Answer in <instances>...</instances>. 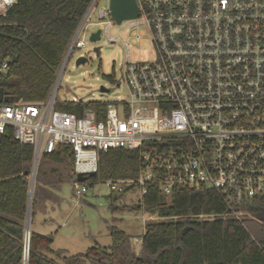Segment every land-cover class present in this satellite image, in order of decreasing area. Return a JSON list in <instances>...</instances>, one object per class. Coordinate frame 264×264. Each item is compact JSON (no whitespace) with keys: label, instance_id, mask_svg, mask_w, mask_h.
Segmentation results:
<instances>
[{"label":"built area","instance_id":"1","mask_svg":"<svg viewBox=\"0 0 264 264\" xmlns=\"http://www.w3.org/2000/svg\"><path fill=\"white\" fill-rule=\"evenodd\" d=\"M135 2L137 18L120 24L111 18L108 4L98 9V30L91 33L112 46L118 39L109 31L119 30L123 22L128 29H145L131 38L134 43L148 40L152 61L130 62V44L122 43L126 61L115 83H124L127 100L105 102L101 120L94 108L83 109L81 116L56 109L55 96L44 102L10 100L0 103V134L9 130L20 144L31 146L37 161L58 145L70 146L77 197L90 187L78 183L76 174L96 172L98 153L120 148L138 151L139 169L135 178L102 182L110 194L135 187L127 193H137L140 202L150 185L164 197L176 187L210 189L227 212L195 218H250L236 208L264 194V0ZM16 3L0 0V14ZM97 3L90 1L68 57L84 46L80 35ZM6 69L5 62L0 64V73ZM134 241L140 246L141 238ZM28 252L25 233L22 264H27Z\"/></svg>","mask_w":264,"mask_h":264},{"label":"trees","instance_id":"2","mask_svg":"<svg viewBox=\"0 0 264 264\" xmlns=\"http://www.w3.org/2000/svg\"><path fill=\"white\" fill-rule=\"evenodd\" d=\"M91 0H17L0 14V88L12 102H44L55 83L63 58ZM58 110L82 115L94 108L96 119L104 118L106 103L56 102ZM139 153L136 150L109 149L98 153L97 170L84 182L92 187L108 179H131L137 176ZM33 149L20 144L7 130L0 134V264H22L25 239L24 222L29 193ZM74 182V158L70 146L58 145L38 158L31 200V225L37 212H45L46 202L57 204L64 184ZM110 194L108 210L119 214L139 211L171 219L148 222L140 237L138 254L130 236L108 225L111 244H95L85 253L68 255L53 250L49 236L30 230L27 264H264V194L237 210L250 215L237 221L232 218H195L196 215L226 213L222 198L214 191L176 187L164 197L156 185L127 208L117 201L127 191Z\"/></svg>","mask_w":264,"mask_h":264},{"label":"rangeland","instance_id":"3","mask_svg":"<svg viewBox=\"0 0 264 264\" xmlns=\"http://www.w3.org/2000/svg\"><path fill=\"white\" fill-rule=\"evenodd\" d=\"M107 4L108 0H98L93 14L86 23V31L80 35L84 46L81 49H74L69 59L67 58V63L64 62L54 91L55 103L72 102L73 98L109 104H115L118 100H127L128 91L124 83L121 82L119 87H116L115 83L120 79L126 61L123 42L130 44L128 51L130 62L154 59L153 47L147 39L134 43L131 38L135 32L145 33V29H128L127 22L117 26L119 30L112 28L109 31L110 35L118 39L112 46L107 45L104 37L95 42L89 40L90 34L98 30L99 20L96 12ZM80 55L87 58V62L77 66L75 61ZM101 87L110 89L111 92H101ZM73 186V183L61 186L58 192L59 202L57 204L46 202L45 212H37L32 225L30 218V230L49 236L52 239L53 250H64L68 255H74L85 253L95 244L108 247L111 239L107 227L115 218L118 220L116 227L130 236L132 249L138 254L140 246L134 239L140 240L145 225L150 222L146 216L154 217V215L132 210L111 214L108 210L111 200L110 190L104 183L94 184L81 197L74 195ZM136 202H138L137 193H126L117 201V205L130 208Z\"/></svg>","mask_w":264,"mask_h":264},{"label":"water","instance_id":"4","mask_svg":"<svg viewBox=\"0 0 264 264\" xmlns=\"http://www.w3.org/2000/svg\"><path fill=\"white\" fill-rule=\"evenodd\" d=\"M108 7L110 11V16L116 24H120L122 21L135 19L138 16V8L136 5L135 0H108ZM99 39L98 33H93L89 37L91 42H95ZM70 47L66 52V56L63 59V62L60 66L58 71L55 83L53 85L52 91L50 93V98L54 96V91L56 89L57 82L63 70L64 62L68 58V54L70 51ZM87 62V58L84 56H80L76 59L75 65L79 66L81 64H85ZM101 92L110 93V89H105L104 87L100 88ZM11 100V97L8 96L2 88H0V103H8ZM37 165V158H33V165L29 176V193H28V200H27V210L24 222V231L26 233V237H29L30 234V215H31V200H32V189H33V182H34V174ZM95 172H89L87 174L78 173L76 174V181L78 183L84 182L88 177L94 176Z\"/></svg>","mask_w":264,"mask_h":264},{"label":"crops","instance_id":"5","mask_svg":"<svg viewBox=\"0 0 264 264\" xmlns=\"http://www.w3.org/2000/svg\"><path fill=\"white\" fill-rule=\"evenodd\" d=\"M44 222H46V220H44ZM35 232V231H34Z\"/></svg>","mask_w":264,"mask_h":264}]
</instances>
